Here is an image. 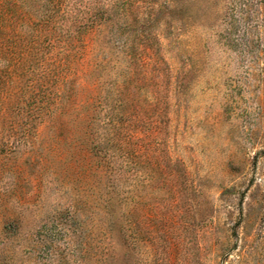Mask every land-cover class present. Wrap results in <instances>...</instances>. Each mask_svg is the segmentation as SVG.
I'll use <instances>...</instances> for the list:
<instances>
[{
  "label": "rangeland",
  "instance_id": "374dc122",
  "mask_svg": "<svg viewBox=\"0 0 264 264\" xmlns=\"http://www.w3.org/2000/svg\"><path fill=\"white\" fill-rule=\"evenodd\" d=\"M61 1L3 28L0 264H264V0Z\"/></svg>",
  "mask_w": 264,
  "mask_h": 264
},
{
  "label": "trees",
  "instance_id": "16d2710c",
  "mask_svg": "<svg viewBox=\"0 0 264 264\" xmlns=\"http://www.w3.org/2000/svg\"><path fill=\"white\" fill-rule=\"evenodd\" d=\"M26 2L27 0H0V50L2 46L1 37L3 35V28L6 26L7 21L14 22L21 19L23 15L21 7ZM61 2V0H43L42 9L37 11L42 26L48 25L58 15L60 5L62 4ZM94 26L95 22L91 21L90 24L84 25L82 29L88 31L94 28Z\"/></svg>",
  "mask_w": 264,
  "mask_h": 264
}]
</instances>
